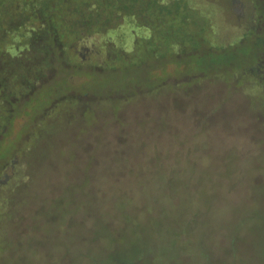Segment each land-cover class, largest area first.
Segmentation results:
<instances>
[{
    "label": "rangeland",
    "instance_id": "374dc122",
    "mask_svg": "<svg viewBox=\"0 0 264 264\" xmlns=\"http://www.w3.org/2000/svg\"><path fill=\"white\" fill-rule=\"evenodd\" d=\"M239 1L194 0L211 70L194 33L179 69L137 46L11 126L27 101L0 103V264H264V0Z\"/></svg>",
    "mask_w": 264,
    "mask_h": 264
},
{
    "label": "trees",
    "instance_id": "16d2710c",
    "mask_svg": "<svg viewBox=\"0 0 264 264\" xmlns=\"http://www.w3.org/2000/svg\"><path fill=\"white\" fill-rule=\"evenodd\" d=\"M211 26L194 0H0V103L27 101L20 113L19 104L1 110L5 108L11 126L17 115L29 112L37 92L31 93L51 80L50 72H54L50 82L73 83L76 75L103 70L105 63H131L127 57L137 46L150 49L164 70L179 69L183 64L178 56L185 44L191 46L194 33L202 40L198 53L202 58L196 66L211 70L213 60L203 57L217 48L207 32ZM110 32L113 37L105 36ZM255 33L243 30L242 36ZM204 48L208 51L202 54Z\"/></svg>",
    "mask_w": 264,
    "mask_h": 264
},
{
    "label": "flooded vegetation",
    "instance_id": "af4514ba",
    "mask_svg": "<svg viewBox=\"0 0 264 264\" xmlns=\"http://www.w3.org/2000/svg\"><path fill=\"white\" fill-rule=\"evenodd\" d=\"M235 3L237 4V5H239V4H241L242 2H240L239 0H235ZM242 8H243V6H242Z\"/></svg>",
    "mask_w": 264,
    "mask_h": 264
}]
</instances>
